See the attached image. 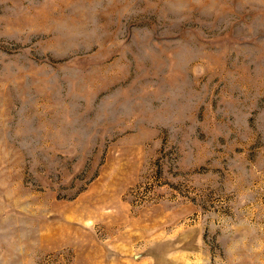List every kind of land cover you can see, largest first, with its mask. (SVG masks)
Returning <instances> with one entry per match:
<instances>
[{"label":"rangeland","instance_id":"1","mask_svg":"<svg viewBox=\"0 0 264 264\" xmlns=\"http://www.w3.org/2000/svg\"><path fill=\"white\" fill-rule=\"evenodd\" d=\"M0 264H264V0H0Z\"/></svg>","mask_w":264,"mask_h":264}]
</instances>
